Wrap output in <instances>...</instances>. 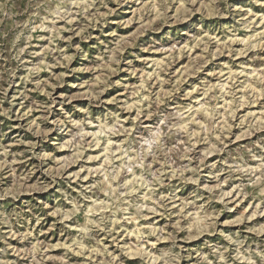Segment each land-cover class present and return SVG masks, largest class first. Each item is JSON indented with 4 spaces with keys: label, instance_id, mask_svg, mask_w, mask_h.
Listing matches in <instances>:
<instances>
[{
    "label": "rangeland",
    "instance_id": "1",
    "mask_svg": "<svg viewBox=\"0 0 264 264\" xmlns=\"http://www.w3.org/2000/svg\"><path fill=\"white\" fill-rule=\"evenodd\" d=\"M0 264H264V0H0Z\"/></svg>",
    "mask_w": 264,
    "mask_h": 264
}]
</instances>
